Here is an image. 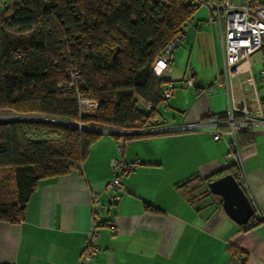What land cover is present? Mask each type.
<instances>
[{
    "label": "crops",
    "instance_id": "1",
    "mask_svg": "<svg viewBox=\"0 0 264 264\" xmlns=\"http://www.w3.org/2000/svg\"><path fill=\"white\" fill-rule=\"evenodd\" d=\"M228 1L238 5L245 0ZM211 15L207 6H198L167 68L155 70L175 87L156 116L166 125L223 117L227 110L224 84L209 93L203 90L223 72L220 26ZM263 63L264 52H255L231 77L232 98L242 110L252 108L251 82L243 70L250 69L260 88ZM187 78L192 85L185 88ZM236 122L235 145L224 131L219 141L213 140L212 130L169 132L130 139L121 153L120 141L101 131L77 167L39 181L21 221H0V264H76L93 211L104 224L99 251L89 264H240L243 257L244 264H264V216L238 225L217 198L191 199L193 183L185 184L195 177L221 176L238 162L251 203L264 200V106L261 116L238 112ZM113 158L140 162L123 176L116 201H110L106 189L114 175ZM93 195L98 202L91 205Z\"/></svg>",
    "mask_w": 264,
    "mask_h": 264
},
{
    "label": "trees",
    "instance_id": "2",
    "mask_svg": "<svg viewBox=\"0 0 264 264\" xmlns=\"http://www.w3.org/2000/svg\"><path fill=\"white\" fill-rule=\"evenodd\" d=\"M5 2L0 11V108L44 119L0 120V168H12L15 194L12 203H0V221L17 223L39 181L77 167L101 127L124 131L135 122L141 129L157 125L165 80L152 63L196 9L183 0ZM73 71L78 79H70ZM78 97L95 99L98 105L81 114ZM139 100L151 108L143 110ZM148 135L113 134L126 140ZM235 137L238 143V132ZM224 174L245 191L238 162ZM216 176L185 184L193 183V191L200 187V195L217 198L221 206L220 197L208 188ZM254 216L248 223L255 222Z\"/></svg>",
    "mask_w": 264,
    "mask_h": 264
},
{
    "label": "built area",
    "instance_id": "3",
    "mask_svg": "<svg viewBox=\"0 0 264 264\" xmlns=\"http://www.w3.org/2000/svg\"><path fill=\"white\" fill-rule=\"evenodd\" d=\"M6 0H0L5 2ZM183 3L189 4L192 8L204 5L212 13V18L215 19L220 26V44L223 55V72L218 75L209 86L203 90L209 93L213 86H221L224 84L226 87L229 100L227 110L223 117L214 115L206 116L195 122H187L177 125H166L164 120L156 118L158 122L155 126L140 128L139 123H133V127L124 131H110L99 129L112 134H126V133H145V134H160L169 132H185V131H199V130H212V138L219 141L221 133L224 131L230 136V142L235 145L236 136V114L242 112L245 117L261 116L264 106V85L260 88L256 87L253 76L250 74V69L243 70L247 72V80L251 82L250 100L252 103L251 109L242 110L238 107L236 100L232 98L231 93V77L239 73L238 66L246 62L248 58L255 52H264V0H245L243 3L235 5L228 0H183ZM193 24V18H188L182 23L180 29L175 35L165 44L164 48L157 55L152 63V67L156 70H164L167 68L172 59L173 51L176 47L180 46L184 41L185 30ZM259 75L264 81V63L263 68L260 70ZM70 79H78L76 71L70 73ZM192 85L191 78L184 81L183 86L186 88ZM174 84L170 81L164 83L161 89L160 97L163 102L169 99L174 90ZM98 105L97 100L86 97H78V108L81 114L92 112ZM146 109H150L151 105L144 103ZM258 125L257 123L254 126ZM224 127L225 130H222ZM120 145L117 151L121 153L122 145L128 140L118 138ZM140 162L133 160L125 162L121 158H113L110 160L111 169L114 175L106 184V189L110 192V201H116L120 198L119 192L123 189V176L125 173L131 171L138 166ZM96 195L92 196L91 205L97 203ZM253 205V204H252ZM254 214L256 216H264V200L253 205ZM104 224L99 215L93 211L91 214L90 224L86 232L81 251L78 255L76 264H89L96 257L99 247L98 240L100 236L99 228ZM113 232V231H112Z\"/></svg>",
    "mask_w": 264,
    "mask_h": 264
},
{
    "label": "water",
    "instance_id": "4",
    "mask_svg": "<svg viewBox=\"0 0 264 264\" xmlns=\"http://www.w3.org/2000/svg\"><path fill=\"white\" fill-rule=\"evenodd\" d=\"M211 194L220 197L225 214L238 225L247 224L254 208L243 188L231 174L221 175L208 183Z\"/></svg>",
    "mask_w": 264,
    "mask_h": 264
},
{
    "label": "rangeland",
    "instance_id": "5",
    "mask_svg": "<svg viewBox=\"0 0 264 264\" xmlns=\"http://www.w3.org/2000/svg\"><path fill=\"white\" fill-rule=\"evenodd\" d=\"M6 2H0V11L2 8L6 7ZM12 36H26L28 37V33L25 35H21L20 33L11 32ZM138 106L142 108L143 110L146 109L144 102L139 100ZM146 111V110H145ZM13 118H29V119H43L41 116H37L35 114H16L10 109L6 108H0V120H10ZM44 120V119H43ZM100 129L104 130H110L115 132L116 129L109 128V127H101ZM189 189L187 188V192ZM201 188L197 187L195 191H192L190 193L191 197H198L200 195ZM14 177H13V171L11 167H3L0 168V203L8 204L12 203L14 201Z\"/></svg>",
    "mask_w": 264,
    "mask_h": 264
}]
</instances>
